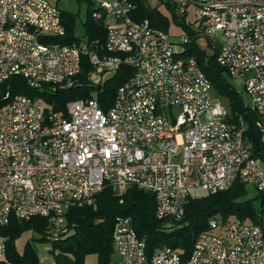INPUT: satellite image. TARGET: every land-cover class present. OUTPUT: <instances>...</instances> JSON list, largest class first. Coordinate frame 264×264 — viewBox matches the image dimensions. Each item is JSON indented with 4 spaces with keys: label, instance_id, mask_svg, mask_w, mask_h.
I'll use <instances>...</instances> for the list:
<instances>
[{
    "label": "built area",
    "instance_id": "2783aa9c",
    "mask_svg": "<svg viewBox=\"0 0 264 264\" xmlns=\"http://www.w3.org/2000/svg\"><path fill=\"white\" fill-rule=\"evenodd\" d=\"M92 1L93 17L107 31L94 50L87 40L54 41L66 36L59 0H0V87L21 77L36 90L70 88L84 59L94 84L123 65L134 71L107 111L96 97L70 102L65 113L22 95L0 108V228L43 217L51 240H59L68 234L70 210L94 207L106 189L123 202L132 188L154 195L156 217L171 228L183 221L191 198L241 183L263 196L258 224L211 220L182 263L170 247L148 257L132 221L118 217L112 264H264V163L244 142L243 119L229 122L210 81L186 57L187 34L137 21L130 0ZM164 1L177 16L187 15L195 44L217 51L218 64L240 81L246 106L260 115L264 142V0ZM5 252L0 234V259Z\"/></svg>",
    "mask_w": 264,
    "mask_h": 264
},
{
    "label": "trees",
    "instance_id": "16d2710c",
    "mask_svg": "<svg viewBox=\"0 0 264 264\" xmlns=\"http://www.w3.org/2000/svg\"><path fill=\"white\" fill-rule=\"evenodd\" d=\"M130 1L136 6L137 21L147 20L153 28L165 33L175 26L180 32L188 35L190 41L186 46V57L195 59L217 96L228 99L229 122L235 124L240 117L243 119L244 142L249 145L252 157L264 163V142L257 126L260 115L246 106L243 94L231 84L226 69L217 62V51L201 50L195 44L194 30L187 24V15L177 16L164 0L157 1L166 5L171 18L150 5L148 0ZM76 2L79 6H85L84 36L94 50L96 43H105L107 31L104 21L93 17L97 9L92 0ZM78 17V14L61 11L66 36L55 39V42L73 44L82 40L75 36ZM91 72L92 66L84 59L81 73L75 78L73 86L65 89H53L45 85L41 90H36L25 79L12 77L0 87V108L11 98L22 95L41 100L48 112L65 113L70 102L96 97L100 107L107 111L113 105L118 89L134 76L133 69L123 65L115 75L105 78L100 84H94L90 78ZM103 75L101 73V76ZM7 94L9 98L5 99ZM257 199H260L259 205L247 197L245 185L236 183L228 191L191 198L183 221L168 228L165 221L156 217L153 194L132 188L121 202L110 189H106L98 196L94 207L74 208L68 212L65 216L68 234L59 240H51L50 223L46 218L34 217L24 221L12 219L7 226L0 228V234L6 239V252L0 259V264H40L36 244L50 246L49 253L55 264H85L87 257L91 255L97 256V264H112L116 259L113 232L118 217L132 221L138 237L145 241L148 257L159 248L170 247L180 251L182 263H186L192 254L195 240L209 229L211 220L217 217L223 220L235 217L241 220L249 219L251 223L258 224V212L263 206V196L258 193ZM26 234L29 239L21 253L17 243Z\"/></svg>",
    "mask_w": 264,
    "mask_h": 264
},
{
    "label": "rangeland",
    "instance_id": "374dc122",
    "mask_svg": "<svg viewBox=\"0 0 264 264\" xmlns=\"http://www.w3.org/2000/svg\"><path fill=\"white\" fill-rule=\"evenodd\" d=\"M150 5H152L155 8H158L157 0H148ZM58 8L60 11L70 12L74 14H78L79 17L77 19L76 28H75V36L79 39L85 40L84 36V26L83 23L85 21V6H79L76 2V0H59L58 2ZM167 8V7H166ZM168 9V8H167ZM161 13H163L165 16H168V18H171V14H168L164 9H159ZM189 19L193 20V15H189ZM175 27V26H174ZM171 29L172 34H181L184 33L183 31L180 32L176 27ZM231 84L236 87L244 96L246 104L248 103L247 97L244 95L243 92V86L241 85L240 81L238 79H229ZM212 95L217 98H219L216 94V91L213 89ZM220 101L223 103V106L225 109L230 110V104L228 99L220 97ZM247 190V197L249 199H253L256 203V205L260 204V199H257L258 197V191L253 186H246ZM65 226L67 225L66 220L64 221ZM27 239H29V235H24L17 243L18 251L22 253L23 247L25 243L27 242ZM36 248L39 254L40 258V264H55L54 259L49 253L50 246L44 245V244H36ZM85 264H97V256L91 255L87 257Z\"/></svg>",
    "mask_w": 264,
    "mask_h": 264
}]
</instances>
